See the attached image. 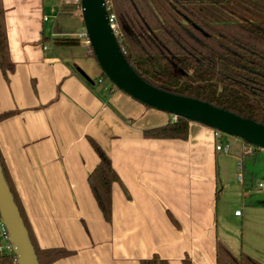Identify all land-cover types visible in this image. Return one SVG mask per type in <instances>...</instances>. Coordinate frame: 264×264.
Returning a JSON list of instances; mask_svg holds the SVG:
<instances>
[{
  "label": "crops",
  "instance_id": "crops-1",
  "mask_svg": "<svg viewBox=\"0 0 264 264\" xmlns=\"http://www.w3.org/2000/svg\"><path fill=\"white\" fill-rule=\"evenodd\" d=\"M2 4L14 69L7 78L0 70V113L13 112L0 121V160L37 247L72 252L51 264H140L153 256L169 264H216L217 242L260 260L264 188L240 216L219 208L222 152L212 128L190 121L185 140L145 137L171 115L107 80L99 83L103 73L87 64L86 44L54 42L75 37L57 23L46 25L44 0ZM91 141L119 178L111 186L109 222L87 181L99 161ZM237 162L235 180L242 184Z\"/></svg>",
  "mask_w": 264,
  "mask_h": 264
},
{
  "label": "trees",
  "instance_id": "trees-1",
  "mask_svg": "<svg viewBox=\"0 0 264 264\" xmlns=\"http://www.w3.org/2000/svg\"><path fill=\"white\" fill-rule=\"evenodd\" d=\"M232 2L233 0H172L171 5L177 15L163 19L150 0H112V11L119 29L117 41L127 62L150 85L208 102L264 125V14L255 20L207 22L196 15L192 8H188L198 4L222 7ZM54 42L79 44L74 38H60ZM13 69L5 11L0 0V70L7 78ZM12 114L13 112L0 113V121ZM189 122L177 117L163 126L145 130L143 135L147 138L185 140L188 137ZM91 143L99 161L88 175L87 181L99 210L109 222L111 186L119 178L109 157L95 142ZM0 164L39 264H51L71 255V251L63 248L37 247L1 160ZM0 264H8L4 255H0ZM140 264L169 263L153 256L140 261ZM216 264L262 263L245 253L235 256L223 243L217 242Z\"/></svg>",
  "mask_w": 264,
  "mask_h": 264
},
{
  "label": "water",
  "instance_id": "water-1",
  "mask_svg": "<svg viewBox=\"0 0 264 264\" xmlns=\"http://www.w3.org/2000/svg\"><path fill=\"white\" fill-rule=\"evenodd\" d=\"M89 46L102 73L119 90L152 108L206 125L264 149V125L195 98L170 93L144 81L127 62L108 21L103 0H81ZM0 216L20 264H39L0 164Z\"/></svg>",
  "mask_w": 264,
  "mask_h": 264
},
{
  "label": "rangeland",
  "instance_id": "rangeland-1",
  "mask_svg": "<svg viewBox=\"0 0 264 264\" xmlns=\"http://www.w3.org/2000/svg\"><path fill=\"white\" fill-rule=\"evenodd\" d=\"M150 1L161 18L170 19L171 15H177L171 5L172 0ZM263 2L264 0H233L230 5L222 7L208 4H198L197 6H190L188 8H192L191 10H193L196 15L207 22L219 20L227 21L231 19L235 21H243L248 19H259L260 16L264 14ZM59 4L60 2L57 0H44L45 15L49 17L48 21H46V25L52 26L57 23L58 30H60V32H65L64 34H66L65 36L67 37H73L74 33H77L84 28L82 16L74 6L72 7L68 5L64 6L62 8V12L60 10V15H58ZM51 15H55L56 17L50 18ZM88 47L90 48V46ZM79 51L84 53L85 48L82 46ZM91 57L92 58L90 59H86L87 64L91 65L95 69H99V65L97 64L92 51ZM107 81L111 83L109 80ZM236 138L237 137L229 135L223 136L224 143L227 142L229 144V152L227 154L220 153L219 155V163L221 165V181L224 189L221 191L222 196L221 199H219L218 205L220 209L223 205H226L231 208L232 212L240 210L245 213V206L243 205L254 202V200L258 198L257 193L261 191L260 189H262L257 187V183L264 181V149L254 147L252 154L244 155L238 150V144L233 141L237 140L243 148L245 147V144L241 141V139ZM237 160L241 162L243 161L244 164V173L242 174L244 180L242 184L241 182H237L235 180L237 172L235 165ZM229 219L232 223L240 227V220L236 221L231 217H229ZM248 229L249 227L246 225L244 227V245L247 244L246 234ZM240 231L241 229H239V234L242 232ZM238 240H240V238ZM233 254L235 255L238 253L234 252ZM258 258L264 261V254H259ZM255 260L260 262V260L256 258Z\"/></svg>",
  "mask_w": 264,
  "mask_h": 264
},
{
  "label": "built area",
  "instance_id": "built-area-1",
  "mask_svg": "<svg viewBox=\"0 0 264 264\" xmlns=\"http://www.w3.org/2000/svg\"><path fill=\"white\" fill-rule=\"evenodd\" d=\"M57 1L60 2L59 8H58L59 10L58 15L60 14V10L62 12V8L66 5L74 6L76 10L80 12V15H82L81 0H57ZM103 5L107 13L110 28L112 29L114 35L117 38V36L119 35V29H118V25L116 22L115 14L112 11V0H103ZM54 17L56 16L55 15L50 16V18H54ZM48 19H49L48 16L46 15L43 16L44 21H48ZM50 29H51L50 26H48V30ZM73 37H75L74 39L78 40L79 42H82L86 44L87 46H89L88 34L85 28H83L81 31L77 33H74ZM104 80H108L105 75H102L101 77L98 78L99 83H103ZM177 117L178 116L176 115H171V120L174 121L177 119ZM213 131H214L213 132L214 138L217 141L215 144V150L218 152H222L223 154H227L229 152V144L227 142L224 143L223 141V136L226 134L220 132L219 130H215V129H213ZM243 143L245 144V147L244 148L242 147L240 149L242 154L244 155L252 154L255 146L247 144L245 142ZM237 168H238L237 179L241 180L242 179V174H241L242 162L241 161L237 162ZM257 187L264 188V181L258 182ZM240 214H241L240 210H236L234 212V215L236 216H240ZM0 255H4L7 258L8 264H20L19 256L16 252V248L10 239V235L7 231V228L4 225V222L1 216H0Z\"/></svg>",
  "mask_w": 264,
  "mask_h": 264
}]
</instances>
